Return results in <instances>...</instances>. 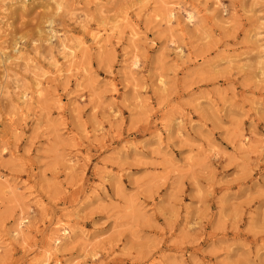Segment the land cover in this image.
<instances>
[{"label":"rangeland","instance_id":"rangeland-1","mask_svg":"<svg viewBox=\"0 0 264 264\" xmlns=\"http://www.w3.org/2000/svg\"><path fill=\"white\" fill-rule=\"evenodd\" d=\"M262 72L264 0H0V264H264Z\"/></svg>","mask_w":264,"mask_h":264},{"label":"bare ground","instance_id":"bare-ground-1","mask_svg":"<svg viewBox=\"0 0 264 264\" xmlns=\"http://www.w3.org/2000/svg\"><path fill=\"white\" fill-rule=\"evenodd\" d=\"M164 2V3H167V0H161V2ZM19 2L22 4V6H24L25 5V3H26V0H19ZM59 6H61L60 4H59ZM184 12H185V15H186V21H187V23H189V24H193L194 22H195V20H196V18L198 17V14H199V12H197L194 8H190V9H184L183 10ZM176 10L175 9H170V11H169V13H168V17H167V20H166V22L167 23H171L172 21H175V19H176ZM50 32H51V34H52V37H56L57 36V34L54 32V30L53 29H50L49 30ZM134 34V36H136V34L137 33H133ZM96 37L98 38L99 36H97L96 35ZM101 42V41H100ZM63 47H64V49H67V50H69L70 48H68V46L65 44V43H63V45H62ZM71 50V49H70ZM179 52H180V54H182L183 53V50L180 48V50H179ZM132 66L133 67H138L139 66V60L137 59V57L136 58H134L133 59V61H132ZM262 75H264V73L262 72ZM164 81L162 80V79H160V83H163ZM22 98H23V100L24 101H26L27 99H28V95H26V94H23V96H22ZM248 137H244V140H243V142H248ZM16 188H18V186L16 185ZM29 222V218L27 217V216H22L21 217V219H20V221H19V227L21 228V229H23V226H25V225H27V223ZM70 229V226L69 225H65L64 227H63V229L61 230V231H63L62 232V234L64 235V236H62L61 237V235H59L57 238H56V241H57V245L55 246V251H58V244H60L61 242H62V239H65L66 237H68L69 235H71V230H69ZM15 234L16 235H18V232L16 231L15 232ZM48 251L49 250H47V253H48ZM51 251V250H50ZM51 252H49V254H50ZM95 257V256H94ZM41 264H47L46 263V261H44V262H42ZM61 264V263H60Z\"/></svg>","mask_w":264,"mask_h":264}]
</instances>
